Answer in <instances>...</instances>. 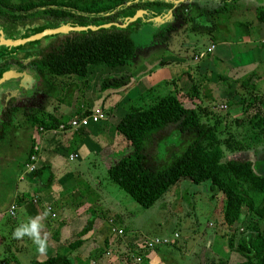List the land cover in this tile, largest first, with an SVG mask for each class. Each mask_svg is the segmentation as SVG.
<instances>
[{
    "label": "trees",
    "instance_id": "trees-1",
    "mask_svg": "<svg viewBox=\"0 0 264 264\" xmlns=\"http://www.w3.org/2000/svg\"><path fill=\"white\" fill-rule=\"evenodd\" d=\"M235 1L211 0V5L215 7L211 12L218 19L210 24L212 28L207 30L208 35L212 29L218 30L217 27L226 28L223 24L227 25L228 14L232 11L227 5ZM168 7L169 3L160 0H0V28L9 34L10 40H17L21 37L16 36L15 31L30 26L38 27L33 34L61 24L92 27L64 35L56 44L42 50L36 49L42 41L51 43L58 35H43L26 44L33 49L30 63L41 79L40 91H53L56 80L62 92L61 98L58 96L56 99L67 106L75 94L77 109L73 117H82L88 113V109L83 110L77 102L82 100L83 90L88 84L86 75L89 67L101 65L108 69L128 65L134 53L129 30L137 27L139 18L126 21L137 10ZM255 10L256 21L264 22V7ZM121 24L125 26H119ZM209 37L212 38L211 35ZM129 74L104 77L98 89L102 92L120 89L128 84ZM187 77L191 78L189 73ZM218 80L225 82L227 79L218 77ZM255 81L252 73L242 80H230L229 84L227 81L226 87L227 91L232 92L231 98L238 96V104L248 118L247 123L262 136L264 150V95L255 88ZM172 83L174 87L166 94L150 99L147 104L131 106L112 117L116 133L124 142V149L115 154L117 159L107 166L108 179L143 208L154 204L180 179L193 183L207 181L210 196H220L222 199L221 223L232 229L227 236L226 247L240 257L237 264H264V229L258 225L264 219V162L255 166L245 159L223 160L221 145L224 142L225 147L233 151H241L243 147L237 141L236 145H232L227 139H219L214 123L207 122L210 106L199 102L194 82L187 91H183L175 81ZM241 90L249 91V100L239 93ZM207 98L213 100L211 96ZM250 108L254 109L253 113H248ZM71 117L56 118L45 111L28 117L27 125L34 130L29 136L21 167L28 161L36 135L40 133L39 128H56L60 123H67ZM6 129V126H2L1 134ZM31 176L39 180L44 177L45 183L50 180V173L44 164L38 165ZM250 191L259 196H250ZM22 201L21 196L14 200L15 204ZM242 207L245 208L243 215ZM246 217L250 221L241 232H237L236 238L238 225ZM90 221L78 233L76 240L57 248L51 256L41 260L32 258L30 264H73L70 252L82 243Z\"/></svg>",
    "mask_w": 264,
    "mask_h": 264
},
{
    "label": "rangeland",
    "instance_id": "rangeland-1",
    "mask_svg": "<svg viewBox=\"0 0 264 264\" xmlns=\"http://www.w3.org/2000/svg\"><path fill=\"white\" fill-rule=\"evenodd\" d=\"M162 1H174V9L143 10L140 15H137V18H139L137 27L129 30V35L134 43V53L128 65L106 68L105 72L99 70L88 72L91 97L96 95L99 90V82L106 76L117 77L130 73L129 83L124 89L116 92L111 90L105 92L106 100L104 104L111 106L118 103L119 100L126 105H130V107L141 106L147 104L150 99L171 91L174 87L172 81H175L183 91H187L190 84L194 82L198 89L199 102L203 105L207 103L210 106V115L207 122L214 123L219 139H227V142L232 143V145H236L235 141H237L243 147L241 151H233L226 148V142H224L221 145L223 160L231 158L245 159L254 163L255 166L260 162L263 163L262 136L247 123L248 118L246 114L241 112L238 96L231 98L232 92L227 91V81L229 84L232 78H228L225 82L220 81L216 73L212 74L210 72L209 75V71H206L207 65L205 63L208 62V59L205 57L206 49L204 46L210 40L207 30L211 27L210 24L215 23L218 19V16L211 12L215 8L211 5V0H182V3H180V0ZM257 4L264 7V0H236L234 3L228 4L227 8L232 10L238 8L240 11L247 10L254 13V6ZM246 17H249V14ZM223 26L227 27L228 25L223 24ZM36 28L38 27L30 26L24 30L15 31V35L25 38L28 34L33 35ZM217 29L221 30L220 27H217ZM71 32L67 30L56 33L58 36L53 42L47 44L48 41H42L36 49L42 50L49 45L56 44L59 39ZM16 48L17 46H13L12 50ZM196 58L198 59L195 61ZM181 67H186V71L182 75H180ZM29 71L34 74L33 67H30ZM213 71L216 72V70ZM188 73L191 78L187 77ZM262 83L255 81L256 85L264 87ZM53 85L55 87L53 91H40L34 97L32 90L35 84L31 80L18 89L15 85L11 86L4 83L0 86V94L8 91L18 98L27 100L35 98L42 103L45 112L52 111L56 105L62 107L63 112L65 110L64 102L55 101L56 97L61 98L62 96V92L59 90L60 83L55 80ZM146 86H150L148 93H146L148 90ZM136 87L145 89V91L142 90V95L139 97H133ZM58 91H60V94ZM127 91L130 92L128 102ZM239 93H242L244 97L249 96L248 90H241ZM261 94L264 95V88ZM75 96L74 94L71 98L73 102H75ZM209 96L213 100H208L207 97ZM247 100H249V97ZM127 106L124 108L129 109L130 107ZM122 107L120 106L121 109ZM252 107H255V105ZM109 108L106 110H109ZM109 111H107V117L110 116L111 111ZM253 112L254 109L252 108L248 110V113ZM114 116H117V113ZM14 117L8 129L2 136L0 135V222L5 220L8 215L4 212L12 203L13 190L15 192L21 189L24 183L18 180V175L24 169V166L21 167V165L29 145V136L33 134L34 129H31L29 125L25 127L27 118L24 115ZM37 141H39V138L37 140L36 135L33 145L38 144ZM69 146L68 151L63 152L64 156L60 155L62 161H68L66 160L67 153L72 150L71 147H74L71 144ZM123 146L124 142H119V148H123ZM117 157H110V160L106 163L98 155L91 152L86 158L80 160V167L76 169L71 179L64 178L69 180L66 187H70V181H76L78 192L83 191L85 185H88L93 189L95 195L100 196L99 200L103 201L106 197L108 201L112 202L115 210H117L116 213L121 216L116 226L121 228L122 233H116L122 241H127V243L120 240L122 247L116 248L114 246L112 248L113 255L119 259L115 264H135L133 260L137 256L140 257V264H222L224 261V264H237L240 257L235 251L226 247V239L232 229H228L221 223L220 207L222 199L220 196H210L207 181L193 183L187 179H180L154 204L143 208L108 179L106 167ZM78 159L76 157L73 161L67 162L69 167L78 162ZM66 162H63V165ZM76 164L71 169H74ZM69 191V188H67V193ZM248 194L253 197L259 196L254 191H250ZM13 203L15 204V202ZM244 213L245 208L242 207L241 215ZM8 216L11 220L17 221L19 212L17 214L14 211L13 215ZM87 219L90 221L92 218L90 216ZM111 219V223L115 221V219ZM249 221L250 219L246 217L242 220L243 223L238 225V231L235 232L236 238L243 226ZM258 225L260 229H264V219L258 222ZM116 226L115 224L111 225L113 230H120L116 229ZM13 231L11 230L8 234L0 232V239L8 240L11 253H6L7 255L19 259L20 264H30L33 257L41 258L37 246L31 239L25 236L24 240L23 238L15 240ZM116 233L111 232L113 235H116ZM174 233L177 235L176 238H173ZM48 234L51 238L52 231H49ZM154 237H165L170 242L167 245L153 248H143L140 245L144 240ZM5 243L4 246L7 245V242ZM126 244H128L127 247ZM19 246L25 250L21 251L19 248H15Z\"/></svg>",
    "mask_w": 264,
    "mask_h": 264
},
{
    "label": "crops",
    "instance_id": "crops-1",
    "mask_svg": "<svg viewBox=\"0 0 264 264\" xmlns=\"http://www.w3.org/2000/svg\"><path fill=\"white\" fill-rule=\"evenodd\" d=\"M258 7H261V5L257 4L254 6V9ZM255 11L254 13L247 10L240 11L238 8L237 10H232L227 19L228 26L225 29L218 31L211 30L210 35L212 38L204 46L206 49L205 57L208 59V62H206L208 65L205 63L207 65L206 71H209V75L211 72L212 74L216 73L217 78L224 77L225 79L232 78L234 80L247 77L253 73L256 82H263L262 84H264V22L256 21ZM248 14L249 17H246ZM208 48H210L209 52H207ZM181 69L180 73L186 71V67H181ZM98 70L101 72L106 71L101 65H98L90 66L88 72ZM213 70H216V72ZM87 75L88 84L83 90L82 100L77 102V104L79 103L83 110L100 107L106 112V115L107 111L110 110V116L106 120L81 129L78 132L56 133L53 135L38 133L37 140L39 138V141L37 142L40 151L36 167L40 164L47 165L48 173H50L49 183L46 182L48 183L46 184L44 182V177H41L39 180L38 178H32L31 175L21 179L24 182L21 189L15 192L13 190L12 193V202L18 196L23 197V201L16 204L15 213L17 212L18 214L19 212L18 220H11L7 213L4 212L7 217L0 222V232L8 234L20 225L27 224L31 218L38 215L43 216L45 212L42 210V205L49 204L55 217L51 218L48 214L40 223L43 225L42 234L52 231L54 235L48 238L46 254H41V258L33 257L38 260L53 255L57 248H62L67 243L76 240L78 233L86 227L88 223L87 218L90 216L92 219L87 232L82 237V243L70 252L73 264H115L119 260L113 255L112 248L114 246L116 248L122 247V240L116 232L112 231L111 225L115 224L116 226L121 216L116 213L117 210H115L112 202L108 201L106 197L103 201L99 200L100 196L98 194L95 195L92 191L93 189L88 185H85L83 191L78 192L77 183L74 180L70 181V187H66L69 184L67 183L69 180L64 179L67 177L71 179L76 169L80 167V160L86 158L91 152L108 163L110 157L124 149L122 147L119 148L121 139L116 133L115 121L112 120V117L115 113L118 116L120 112L126 111L127 109L124 107L128 104L126 105L120 100L112 106L104 104L106 100L105 92L107 90L103 92L98 90L96 95L91 97V88L89 87ZM260 86L255 84V88L261 93L264 87ZM124 88L125 86L115 90V92ZM148 88L150 86H146V89ZM142 90L145 91V89L136 87L133 97L141 96ZM126 94L128 102L130 92L127 91ZM55 101L58 102L57 99ZM75 103L72 101L69 105H65L63 112L62 107H58L57 105L52 111L48 110L47 112L56 118L60 116L66 118L72 116L71 118H73L77 109ZM127 107H130V105ZM108 108L109 110H106ZM69 144L74 147H71L72 150L67 153V162L73 161L76 157L79 158L78 162H76L77 164L73 163L70 167L66 161L60 159V155L64 156L63 152L68 151V148H70ZM69 156H72V158H69ZM63 162L66 163L63 165ZM74 164H76L74 169H71ZM67 188L70 190L68 193ZM32 198H36L37 203L32 204ZM111 218L115 219V221L110 225L109 221H112ZM116 229L121 228L116 226ZM111 232L116 233V235L111 234ZM5 242H7L6 246H4ZM122 242L127 243V241ZM132 244L134 243L132 242ZM20 246L15 248L24 251L25 249H21L22 247ZM127 246L128 244H126ZM9 248L8 240L4 241L0 239V264H20L19 259L7 255L11 253ZM120 256L122 257V255Z\"/></svg>",
    "mask_w": 264,
    "mask_h": 264
},
{
    "label": "flooded vegetation",
    "instance_id": "flooded-vegetation-1",
    "mask_svg": "<svg viewBox=\"0 0 264 264\" xmlns=\"http://www.w3.org/2000/svg\"><path fill=\"white\" fill-rule=\"evenodd\" d=\"M180 1V3H182V0ZM166 3L170 4V7H168L169 9H174V1ZM180 3H178V5H180ZM8 35L7 32L0 28V86L6 83V85H15L17 87L16 89H18L23 85L25 86L26 83L31 80L35 84L32 90V94L35 97L40 93L41 79L34 66L30 63V52H33V49L31 50L26 45L28 42H24L17 45V47L21 46V48L12 50V46H6L2 43L4 40L10 39ZM30 67H33L34 74L29 71ZM43 110L44 107L42 103L35 98L27 100L25 98H18L8 91L2 92L0 94V128L6 126L8 129L10 122H13L14 116L16 115H24L28 118L35 116ZM25 127H28L27 122ZM1 133L2 131L0 135H2Z\"/></svg>",
    "mask_w": 264,
    "mask_h": 264
},
{
    "label": "built area",
    "instance_id": "built-area-1",
    "mask_svg": "<svg viewBox=\"0 0 264 264\" xmlns=\"http://www.w3.org/2000/svg\"><path fill=\"white\" fill-rule=\"evenodd\" d=\"M210 51V48L207 49V52ZM107 115L106 112L100 108V107H92L91 109L88 110V113L82 117H73L70 118L67 123H60L56 128L53 129H47V130H42L41 128H39L40 133L43 134H56V133H65V132H78L81 129H84L86 127L92 126V125H96L101 121L106 120ZM39 151H40V147L38 144H35L32 146V152L29 155L28 161L26 162V164L24 165V169L21 171V173L18 175V180L23 179L25 176H30L33 171L36 168L37 162L39 160ZM69 158H72V156H69ZM32 203H37V199L36 198H32L31 199ZM17 206L12 202L11 204H9L8 208L5 210V213H7L8 215H13L14 211L16 210ZM47 209H50L49 212V216L51 218H54L55 215L51 210V207L49 204H43L42 205V210L45 212ZM109 223H111V221H109ZM114 232L122 233V230H113ZM177 235L174 233L173 234V238H176ZM170 240L165 238V237H154L148 240H144L140 245L143 248H153L156 246H160V245H167L169 244ZM134 263L135 264H140V257H135L134 258Z\"/></svg>",
    "mask_w": 264,
    "mask_h": 264
},
{
    "label": "clouds",
    "instance_id": "clouds-1",
    "mask_svg": "<svg viewBox=\"0 0 264 264\" xmlns=\"http://www.w3.org/2000/svg\"><path fill=\"white\" fill-rule=\"evenodd\" d=\"M50 209H47L43 216L38 215L31 218L27 224H22L13 231V237L15 239H22L27 236L37 246V251L40 254H46L48 247L49 234L44 232L42 234L43 225L40 221L46 218Z\"/></svg>",
    "mask_w": 264,
    "mask_h": 264
},
{
    "label": "water",
    "instance_id": "water-1",
    "mask_svg": "<svg viewBox=\"0 0 264 264\" xmlns=\"http://www.w3.org/2000/svg\"><path fill=\"white\" fill-rule=\"evenodd\" d=\"M140 10H137L134 15L129 18L126 22H130L132 20H134L135 18H137L138 16L137 15H140ZM126 24V23H125ZM125 24H121L119 26H125ZM103 26H106V25H103ZM92 29V27L90 26H87V27H78V26H70L68 24H61L59 25L58 27L56 28H52V29H45V30H42L41 32L39 33H36V34H33V35H30L26 38H22V39H17V40H10V39H6L4 40L2 43L6 46H17L18 44H21V43H24V42H28L34 38H38V37H41L43 35H51V34H56V33H61V32H64V31H81V30H85V29Z\"/></svg>",
    "mask_w": 264,
    "mask_h": 264
}]
</instances>
